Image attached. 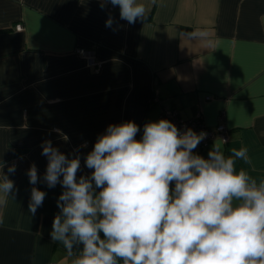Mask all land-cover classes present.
Instances as JSON below:
<instances>
[{"label":"crops","instance_id":"obj_1","mask_svg":"<svg viewBox=\"0 0 264 264\" xmlns=\"http://www.w3.org/2000/svg\"><path fill=\"white\" fill-rule=\"evenodd\" d=\"M138 2L147 18L130 25L99 0H0V162L5 173L16 165L8 175L18 189L0 209V264H71L50 236L63 189L42 181L45 140L65 155L79 149L77 175H89L84 156L109 124L134 121L139 140L141 125L167 107L182 118L199 113L209 127L224 123L225 155L247 147L251 163L237 160L236 170L264 179V0ZM196 29L208 36L190 38ZM214 142L193 151L207 158ZM33 163L35 187L47 193L35 215Z\"/></svg>","mask_w":264,"mask_h":264},{"label":"clouds","instance_id":"obj_2","mask_svg":"<svg viewBox=\"0 0 264 264\" xmlns=\"http://www.w3.org/2000/svg\"><path fill=\"white\" fill-rule=\"evenodd\" d=\"M99 4L102 10L118 6L120 19L130 25L149 11L138 0ZM113 23L109 14L105 26ZM187 35L204 39L208 33ZM139 132L131 120L109 124L84 156L92 171L79 177V149L65 155L51 140L42 142V181L63 189L50 236L71 264H264V179L235 167L237 160L251 163L248 148L226 156L221 138L205 158L193 150L207 134L181 132L167 119L146 122L138 140ZM4 167L0 162V209L18 192L8 175L16 165L7 173ZM26 175L33 186L28 211L35 215L47 193L35 187L41 178L34 163Z\"/></svg>","mask_w":264,"mask_h":264},{"label":"built area","instance_id":"obj_3","mask_svg":"<svg viewBox=\"0 0 264 264\" xmlns=\"http://www.w3.org/2000/svg\"><path fill=\"white\" fill-rule=\"evenodd\" d=\"M106 8L111 12H119L118 6L113 7L111 4H108ZM76 50L87 58L90 65L97 64L94 58V55L91 51H85L83 49H78V48ZM161 117L162 119L170 120L172 123H174L178 127V129L181 132L186 130V128H191L193 131L197 133H200L201 131L205 132L207 136L199 144L202 147L207 146L216 137L220 139L222 138L224 140L228 139L227 127L224 123L221 122V123L216 124L214 127H209L205 123V121L202 119L199 113L193 118H182L174 110L164 107ZM144 124L141 125L142 129H143ZM52 264H55V263H52Z\"/></svg>","mask_w":264,"mask_h":264}]
</instances>
